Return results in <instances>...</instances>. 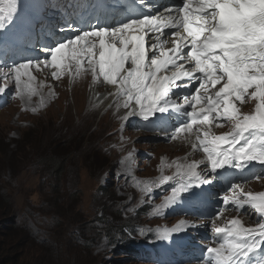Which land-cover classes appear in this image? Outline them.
Instances as JSON below:
<instances>
[{
    "label": "snow or ice",
    "instance_id": "6c2138e0",
    "mask_svg": "<svg viewBox=\"0 0 264 264\" xmlns=\"http://www.w3.org/2000/svg\"><path fill=\"white\" fill-rule=\"evenodd\" d=\"M191 2L164 5L159 0H131L141 9L138 16H113L111 24L103 25L91 24L90 17L86 28L69 23L60 30L76 34L42 45L45 56L38 62L4 58L0 53V79L8 80L9 85L14 83L18 96L25 89L33 91L30 68L34 63L52 68V77L57 78L71 61H75L77 71L86 62L93 79L98 65L104 81L117 86V96L124 98L123 107L130 109L129 116L139 115L146 125L161 126V130H165L172 114L186 118L174 127L173 139L179 133L192 132L197 122H234L231 132L224 135L205 131L201 138L199 129L195 130L207 158L206 169L197 172V164L192 163L178 172L180 179L171 187V194L164 197V203L157 206L158 214L179 203L184 193L210 183L207 167L216 178L221 175L217 170L226 166L243 171L251 170L253 162H258L264 167V0H196L195 9L189 7ZM120 11H124L123 4ZM173 11L178 15L174 16ZM18 16L19 0H0V41ZM168 36L175 37L173 47L161 50L162 37ZM94 50H98V58ZM221 82L214 95L207 93V85ZM249 88H254L250 95L259 101L255 113L238 114L229 97L239 99ZM191 89L194 91H188ZM9 90L7 85L0 87V97ZM201 102L204 106L197 111ZM174 179L163 176L160 184ZM237 187L232 183L229 191ZM222 202L227 208L229 197L224 196ZM231 204L237 209L250 205L258 214L257 226L243 227L238 219L228 226H214L216 234H224L218 237L223 242L207 247L205 264H264V192L249 193L245 200L232 199ZM221 211L216 210L217 217ZM189 227L197 226L181 221L172 228L157 229L156 238H171L173 242L179 236L174 234L186 233Z\"/></svg>",
    "mask_w": 264,
    "mask_h": 264
},
{
    "label": "rangeland",
    "instance_id": "374dc122",
    "mask_svg": "<svg viewBox=\"0 0 264 264\" xmlns=\"http://www.w3.org/2000/svg\"><path fill=\"white\" fill-rule=\"evenodd\" d=\"M44 69L33 65V91L0 108V264H142L113 249L130 236L147 235L139 230L127 236L125 227L157 222L143 208V194L167 170L183 166L185 150L149 146L142 134L122 127L124 116L110 129L99 125L102 118L106 122L107 107L88 115L85 99L79 112L70 86L93 87L90 71H77L72 62L54 82ZM67 105L70 118L63 115ZM57 145L68 154L60 174L57 162L25 163ZM145 150L155 155L149 162L138 157ZM243 187L264 190V179Z\"/></svg>",
    "mask_w": 264,
    "mask_h": 264
},
{
    "label": "bare ground",
    "instance_id": "6f19581e",
    "mask_svg": "<svg viewBox=\"0 0 264 264\" xmlns=\"http://www.w3.org/2000/svg\"><path fill=\"white\" fill-rule=\"evenodd\" d=\"M53 1H57V0H53ZM168 1H170V0H168ZM96 6L99 9H101V10H107V7H103L101 4H96ZM128 8L130 9V7H128ZM125 9H127V7H124V11H120V9H119V10H116L117 12H115V13H119L120 14V13H123V12L124 13L125 12H129V9H127L126 11H125ZM97 13L99 14L98 11H97ZM77 14H81V13L78 11ZM105 15L107 16V12L105 13ZM112 15L113 14H111L108 17V21L111 20ZM98 16H102V15H98ZM96 19H97V21H95L93 24H96L97 22H99V23L102 22L101 20H99V18H96ZM16 24L18 26L21 25L19 23H16ZM32 53H35V50H32L29 55H34ZM85 75H86V72H83V73H81L79 75V78H82ZM69 77L71 78L72 75L69 74ZM92 82H93V87H90V86H85L84 87V89H87V91H83V88L79 87L77 84H73L74 86H76V89H75V87L73 85L70 86L71 87V92L73 93L75 91V93H74L75 100H76V101L74 100L75 104L77 105V109L79 110V112H81L82 107L84 108L83 100L84 99L87 100L86 101V103H87L86 109L85 108L84 109L86 110L88 115H93V114H91L90 109L97 111V110H103L105 107H107L105 109V112H107L106 122H104L102 120L103 118L100 119L99 122L98 121L97 122H98L99 125H102L103 127L107 128V129H110V128H112V125L115 124V121L117 119H119L120 116H124V118H125L128 115L129 110L123 108L122 104H118L116 101H112L113 95L115 93L114 88H110L109 90L108 89L105 90L103 87H99L98 85L95 84V82H97V81L93 80ZM96 88H98V90H99L98 93H100V94L96 93V91H95ZM82 93H86L88 97H85ZM111 108L114 109L113 112H110ZM122 108L125 110V112L121 114ZM70 110H71L70 106L67 105L66 108H65V111L63 112V115H67V118H70L71 117L70 116ZM108 112H109V114H108ZM84 115H85V112H84ZM126 133H129V132H126ZM172 146H176V145H172ZM154 147L163 148L162 144H159L158 146H154ZM173 148H175V147H173ZM183 149L185 150V159L189 158L187 163H186V166L189 165V164H192L193 162L197 163V158L193 157V153L195 152L194 144H192V149L191 150L186 151L185 148H183Z\"/></svg>",
    "mask_w": 264,
    "mask_h": 264
},
{
    "label": "clouds",
    "instance_id": "9594fccd",
    "mask_svg": "<svg viewBox=\"0 0 264 264\" xmlns=\"http://www.w3.org/2000/svg\"><path fill=\"white\" fill-rule=\"evenodd\" d=\"M98 94H100V93H98ZM201 94H204V93H201ZM209 95H214V94H209ZM112 101H116L118 104H122L123 105V101H124V98L123 97H118L117 96V93H114V95H113V98H112ZM247 101H251V102H249V103H247L246 105H252L253 106V109H252V111H248V110H246L245 109V106L243 107V110H246V112L248 113V114H254L255 113V107H256V104L257 103H259V101L257 100V99H255V98H253L252 100H247ZM229 103H230V105L233 107V108H235L236 110L239 108V106L236 104V101H234V99H229ZM204 105H203V102H201V103H198L197 104V111H199V110H201V108L203 107ZM6 107V106H5ZM4 107V108H5ZM124 108V107H123ZM128 110H130V109H128ZM126 118V117H125ZM124 122H125V120H124ZM123 122V123H124ZM198 126H200V125H198ZM198 126H194L193 127V129L194 128H196V127H198ZM232 126H233V123H230V121H225L224 120V122L223 123H220V124H217V123H214L213 125H212V129L215 131V132H217V133H219L220 132V130H224V132H231V129H232ZM123 127V126H122ZM127 129V128H126ZM135 133H140V134H142L141 132H135ZM185 137V135L183 136V138ZM182 138V139H183ZM181 139V140H182ZM184 139H187L186 137L184 138ZM140 140L141 141H144L146 144H148L149 146H151V147H154V146H152L154 143H153V138L152 137H150V136H145V135H143L142 134V137L140 138ZM177 143H180V142H177ZM156 144H159V143H156ZM160 144H162V145H164V146H172V145H167V143H165V142H160ZM176 145H178V144H176ZM179 146V145H178ZM148 151V150H147ZM262 179H264V177H261V178H259L257 181L258 182H260ZM252 183H254V182H252ZM251 183V184H252ZM244 191H249L250 193L252 192V194H259V193H261V192H264V190H255V189H252V190H248V189H245ZM248 219H247V221L246 220H243L242 219V223H246L247 224V222H252V221H254V224L257 222V216L256 215H250V216H248L247 217ZM249 220V221H248ZM128 227V226H127ZM126 228V227H125Z\"/></svg>",
    "mask_w": 264,
    "mask_h": 264
},
{
    "label": "trees",
    "instance_id": "16d2710c",
    "mask_svg": "<svg viewBox=\"0 0 264 264\" xmlns=\"http://www.w3.org/2000/svg\"><path fill=\"white\" fill-rule=\"evenodd\" d=\"M62 149H64V147H59V145L56 146V148H53V151L49 152L47 151L46 153H42V154H38L35 157L28 159L26 158L24 161L27 164H36V163H43L46 166H52L54 165L56 162V174H60L62 171V164L64 162V160L68 157V154L65 153V151H61ZM69 149V147H67L66 151ZM55 150H58V152H56ZM6 223V221H4ZM118 240H115V243ZM125 244V242H124ZM114 252H119L117 247L113 249ZM3 252H8V248L7 246L4 247V251ZM2 252V253H3ZM2 255V254H1ZM1 263V261H0Z\"/></svg>",
    "mask_w": 264,
    "mask_h": 264
}]
</instances>
